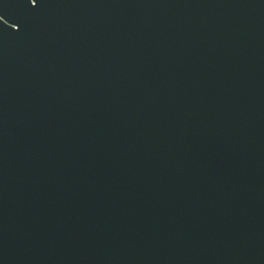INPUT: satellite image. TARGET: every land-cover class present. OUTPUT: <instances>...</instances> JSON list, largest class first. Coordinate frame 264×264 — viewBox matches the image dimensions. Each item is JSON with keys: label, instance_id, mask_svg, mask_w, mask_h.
I'll return each instance as SVG.
<instances>
[{"label": "water", "instance_id": "obj_1", "mask_svg": "<svg viewBox=\"0 0 264 264\" xmlns=\"http://www.w3.org/2000/svg\"><path fill=\"white\" fill-rule=\"evenodd\" d=\"M0 264H264V0H0Z\"/></svg>", "mask_w": 264, "mask_h": 264}]
</instances>
